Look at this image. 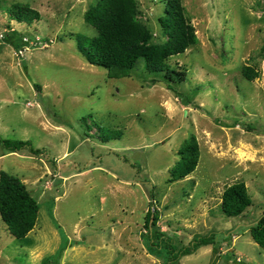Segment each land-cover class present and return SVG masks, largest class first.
Masks as SVG:
<instances>
[{"label":"rangeland","instance_id":"1","mask_svg":"<svg viewBox=\"0 0 264 264\" xmlns=\"http://www.w3.org/2000/svg\"><path fill=\"white\" fill-rule=\"evenodd\" d=\"M96 1L0 0V35L28 38L17 46L0 39V134L43 150L10 152L0 143V171L20 177L41 206L22 239L0 216V264H166L145 228L151 208L160 211L155 228L181 246L217 234L216 245L179 264H264L249 232L264 215V0H182L198 43L169 60L188 71L171 89L143 59L123 77L84 59L76 35H97L84 18ZM165 1L139 0L155 41L165 39ZM15 3L42 18L13 20ZM244 65L261 76L246 79ZM99 127L123 135L103 142ZM192 134L199 164L170 182ZM239 181L253 204L228 217L222 193Z\"/></svg>","mask_w":264,"mask_h":264},{"label":"trees","instance_id":"2","mask_svg":"<svg viewBox=\"0 0 264 264\" xmlns=\"http://www.w3.org/2000/svg\"><path fill=\"white\" fill-rule=\"evenodd\" d=\"M13 20L28 24L42 18L39 10L28 3H15L8 8ZM139 0H97L85 11V21L93 26L97 35H76L77 49L84 59L93 65L110 71L112 77L129 76L140 59L144 60L149 73L171 83H183L188 76L187 69H179L169 60L198 43L196 28L187 14L182 0H166L164 13L159 16L163 41H155L151 28L140 19ZM5 42L17 46L24 41L18 31H6ZM248 80L261 76V71L249 65L242 68ZM178 98H182L177 94ZM190 98H187L189 101ZM101 140L108 142L123 135L121 130L105 132L98 128ZM0 143L10 152L28 150L40 155L43 150L35 148L29 140L6 139L0 134ZM198 138L192 134L179 149V159L170 171V182L183 180L197 168L201 156ZM154 197V196H153ZM253 204L245 182L239 181L227 186L222 193L221 207L228 217L243 214ZM41 206L28 189L27 184L18 176L5 170L0 171V216L11 234L18 239L25 238L37 225ZM160 219L159 209L151 208L146 216L145 228L154 250L166 255V264H179L183 256L196 252L202 246L216 245L218 236L211 233L195 236L189 245L181 246L169 237L165 231L155 227ZM249 232L254 241L264 248V215L251 225ZM162 248V249H161Z\"/></svg>","mask_w":264,"mask_h":264},{"label":"built area","instance_id":"3","mask_svg":"<svg viewBox=\"0 0 264 264\" xmlns=\"http://www.w3.org/2000/svg\"><path fill=\"white\" fill-rule=\"evenodd\" d=\"M3 38H4V34H1V35H0V39L2 40ZM36 39H37V40H40L39 38H36ZM24 41H25V42H28V38L25 37V38H24ZM19 53L22 55V51H21V50H20Z\"/></svg>","mask_w":264,"mask_h":264}]
</instances>
